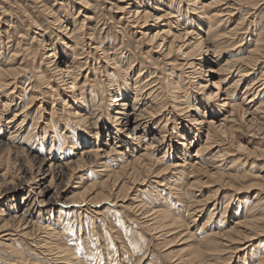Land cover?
<instances>
[{"label":"bare ground","instance_id":"1","mask_svg":"<svg viewBox=\"0 0 264 264\" xmlns=\"http://www.w3.org/2000/svg\"><path fill=\"white\" fill-rule=\"evenodd\" d=\"M132 1L121 11L131 17L136 16L139 22L142 20L133 32L139 33L143 39L144 51L136 54L129 49L128 54L132 57L124 62V57L106 47L99 52L98 58L103 63L96 70V74L103 75L101 80L91 77V58L87 49L81 47L88 34L84 32L83 23L80 26H74V23L69 28L72 22L67 20V24L59 27L61 34L55 35L47 31L49 27L43 29L38 25L39 31L31 35L30 43L21 45L17 42L14 47V42L9 45L11 31L1 25L0 19V160L7 164L19 161L20 166L16 172L17 180H8L11 178L8 165L0 174L3 178L0 181V199H4L1 202L11 204L10 198L16 200L19 191H26L23 212L4 218L3 223L0 221V238L8 241L14 232L28 239L36 234L40 248H44L57 264L60 261L62 264H80V259L58 245L57 228L67 218L60 216V224L54 228L29 219L33 209L39 214L55 209L53 203L56 198L51 194L54 183H63L67 188L76 180L68 202L83 203L90 209L101 197L92 195L95 188L107 191L106 200L115 196L122 202L129 198L130 191L136 186L144 185L151 176H155L159 180L157 185L165 186V190L171 193L167 207L163 209L153 205L149 208L140 200L137 207L133 206L143 219H147L145 223L151 233L161 238L163 247L168 246L167 249L174 246L172 243L176 244L175 240L185 239L190 248L185 249V254L178 255L177 260L182 264H227L232 259L227 255L229 246L261 235L263 218L256 217L257 214L247 209L240 219H236L238 209L233 214V226L222 229L226 217L215 221L219 225L211 223L214 215V210H211L198 231L197 222L204 207L218 201L210 192L201 198L196 191L211 184H217L221 189L223 183L231 185L232 180L239 179L238 175L225 168L228 161L233 166L242 161L235 153L247 151L255 155L261 152L264 156V149H260L262 144L249 149L235 134L243 123L255 135L262 134L264 140V69L257 75L264 55V26L253 28L254 39L247 41L246 45L240 44L242 26L249 19L245 13L237 15L235 12L238 10L236 5L255 8L260 1L147 0L146 6H142L139 0ZM11 25L9 23L7 27L12 28ZM15 33L17 38H23L17 25L12 34ZM36 42L45 49V60H38L40 48H34ZM235 50L241 52L239 57H234ZM228 51L230 56H227ZM126 63L128 66L122 67ZM234 75L237 78L230 83ZM107 90L114 124L105 123L102 128V125L98 127L94 120L91 121L95 112L90 113L89 104L98 101L100 105L104 99L103 91ZM12 109L15 111L5 119ZM71 121L81 123L88 132L83 134L80 128H72ZM60 137L72 140V145L61 146ZM29 143H34L35 147ZM76 145L80 147L76 148ZM26 148L39 154L44 148L50 155L39 157L30 154ZM76 149H80L79 156L70 158ZM57 152L68 154L69 159L63 161L66 160L64 156L60 160L54 154ZM108 161H117L118 164L112 168L106 164ZM94 163L100 164L106 178L89 183L80 174L88 164ZM23 167L28 170L26 175L20 174ZM259 168L261 173L257 174L260 177L257 185L264 192V164ZM168 174L175 175L183 184L176 183V179L163 183L169 178ZM228 208L227 204L225 213ZM4 210L0 208L1 218L5 216ZM191 227L195 230L191 231ZM8 246L12 245L9 243ZM91 250L88 252L91 257L99 261L104 258L105 253L97 255V249ZM172 252L166 255L176 258ZM106 254L108 264H118V260ZM246 260L245 256V263ZM263 261L264 256L258 259L257 264Z\"/></svg>","mask_w":264,"mask_h":264},{"label":"rangeland","instance_id":"2","mask_svg":"<svg viewBox=\"0 0 264 264\" xmlns=\"http://www.w3.org/2000/svg\"><path fill=\"white\" fill-rule=\"evenodd\" d=\"M82 1L83 4L79 2V0H0V19L2 23L1 25L6 26L9 32L11 31V35H12L10 37L11 43L9 45H12L13 42H14V47L17 46V42H20V44L22 43L23 45L25 43H30L32 37L31 35H34L35 34L34 32L39 31V29L37 28L38 25L42 26L43 29H47L49 27L47 31L53 32L55 35V34H61L60 33L61 30L59 28L61 24L64 25L70 21L69 23L72 22L71 25H69L70 28V26L73 27L74 23H75L74 26H78V25L80 26L83 23L84 32L85 33L87 32L88 34H86V37L84 39L85 45L82 44L81 47L84 46V49H87V54H89V57L91 58L90 64L93 65V66L91 65L92 66L91 77L94 80H97L95 78H100V80L104 79L103 75H100V73L96 74V70H98V68H100V65L103 63V60L98 58L100 57L99 52L104 51L106 47L111 48L112 52L119 53L120 56L124 57L123 58L124 62H126V60L128 59H131L132 57L129 55L130 54L128 51L129 49L136 54H139L140 52L144 51L145 45L143 39H141L139 33L133 32L138 28V24L140 25V22L142 20L139 22V19H137L136 16L131 17L129 16V14L125 15L124 14L125 11H121V8H125L131 5V3L133 2L132 0L130 1L129 0L126 1L125 0H82ZM256 1L258 2L260 1V2L258 4V7L256 6L255 8L246 5L243 6V4L236 5V7L238 6L237 7L238 10L237 9L235 10L236 14L239 15L241 14V12L245 13L247 18L249 19L245 22L246 24L244 23L242 26L243 29L241 32L243 35L240 44L246 45L247 41L251 42V39L252 38L254 39V35H255V32L254 31L252 32L253 28L255 29L258 27L262 28L264 26V0H256ZM139 3H141L142 6L148 5L147 0H139ZM122 17H125V19H121ZM126 18L129 19L126 20ZM72 19L73 21H71ZM9 23L10 25L11 24L13 25V26L11 25L12 28L7 27ZM36 24L37 26H35ZM16 25H17V29L21 32V34H23L22 36L23 38H17L16 33L14 35L12 34L16 29ZM250 25H251V30L249 29ZM89 33L91 35H89ZM24 35L26 37H24ZM89 37H91L93 40L89 39ZM86 44H88V46H86ZM36 47H39L37 42L34 45V48ZM96 47L98 48L96 49ZM39 48L40 49H39L38 60L41 59L45 60L44 59L45 49L43 48L41 49V47ZM93 48H95L96 50H94ZM240 53L241 52L239 50L233 51V54H235L234 56L235 58L239 57ZM228 55L230 56L229 51L227 53V56ZM84 60L85 59H83V61ZM261 60L262 62L257 71V75L261 74V72L264 69V55L261 58ZM127 66L128 64L127 65L122 64V67L124 68ZM84 73H86V71H84ZM235 76L236 75H234L233 79L231 78L230 83H232L237 78ZM225 86L227 87L228 85ZM100 88H104V87L101 86ZM109 89L111 90V88ZM107 92L109 91L108 90L106 92L103 91L104 99L100 105H99L100 102L98 101H92L91 104H89L91 108L90 113L93 114L95 112L94 118H92L91 121L94 120L93 123L96 122L95 125L97 124L98 127L102 125L101 126L102 128L105 127L104 126L105 123H109V124L113 123V118L111 117L112 113L110 110L112 102L110 98L108 99ZM14 111L15 109L10 110L9 113L5 115L6 116L5 119L11 116L12 112ZM239 123L241 124V121ZM40 124L41 123H38L39 126ZM71 124H72V128H78V129L80 128L82 130L80 132H82L83 134H85V132H88L87 131L88 128L87 129L83 128V126L79 122L71 121ZM246 127L247 126L242 123L240 128H238L237 130L239 132L236 131L235 133L237 137L240 138V141L249 149L251 148L253 149L254 147L261 144L262 145L260 146V149H264V140L262 139L263 135L262 134L255 135L254 131L250 132L248 128L246 129ZM91 129L95 130L96 128L91 127ZM39 130L40 128L37 129V132ZM240 130H245V132L244 131L241 132ZM105 137L107 138V136ZM105 137H104V141H106ZM254 137H259V139ZM60 138L61 140H63L62 142L61 140H59L61 146L67 144H69L70 146L72 145L71 143L72 140L67 141L66 139H64L65 137H60ZM66 141L68 143H66ZM235 143L237 144V142ZM30 145L31 147H35L34 143ZM78 147L80 146L78 145L76 148ZM26 150L30 154H34L39 157L50 155L49 152L46 151L44 148H42V150L40 151L42 152V154H39V152L32 151L31 148H26ZM79 151L80 149H76L75 151H73L74 155L71 154L72 157L70 158L75 159L76 157H78ZM54 154L55 155L57 154L60 160L64 156L66 160L63 158L64 159V160L62 159L63 161H67L69 159L68 154H66L68 157H66V155L64 154L62 155L61 152H57ZM235 154H236L235 156L239 157V160H242L240 161L241 163L239 162V164L242 165L241 166L242 168L238 163L237 165L233 166V163L230 161L227 162V166L225 168L227 171H231L232 173L238 175L242 179L237 178L232 180L231 185L227 183L226 184L223 183L224 185L221 187V189H219V185L211 184V185H203L200 190L201 192L196 191V194L201 198L205 197L207 193L210 192V194H212L213 196L216 195L215 197L218 201L217 203L216 202H211L210 204L208 203L204 207V209L201 208L204 210V212L201 213L203 215L200 217L201 218L200 221L202 220V222H200L199 220L197 222L198 231L200 229L199 226L201 225V223L207 220L209 216L208 214L210 213L211 210L212 211L214 210L213 212L214 215L212 217L213 220H211V223H215V221L219 222L221 218L225 219L226 217L225 219L226 222L223 223L224 227L222 226V229L223 228L229 229L231 226H233V222L235 221V217L233 214H235V212L238 209L240 211L238 216H236V219H240L242 217L243 211L245 210L246 212L248 209V211H253L255 214H257L256 217L260 216L258 218L261 217L263 218L260 224H261V229L264 230V192H261L260 187L257 185V183H259L260 181L259 180L260 177H257V174L261 173L259 172V170H261V168L259 167L264 164V160H263L264 156H262L261 152L255 155H251L247 151H240L238 154L237 153ZM260 154L261 156H259ZM121 160L122 159L118 160V162ZM1 161H3L2 164ZM115 163H117V161L114 162L108 161L106 164L110 165V167L113 168L116 165ZM0 165H1L0 174L4 173L8 165L9 168H11L9 174L11 178H8V180L11 179L12 181L17 180V176H18L17 173L20 167L19 161L18 162L15 161L12 163L9 162V164H7L6 161L0 160ZM99 165H100L99 163L88 164L84 169L85 171L83 170V172L80 174L81 177L83 178L86 177V180L89 181V183L103 181L106 177L105 175H103L104 172L102 170V167L99 168ZM20 171H21L20 174L26 175L25 171L28 170L24 169L23 167L20 169ZM242 174L245 175L246 177L243 176ZM167 176L169 178L164 179L163 183H165L166 181L171 182L172 180L176 179L177 180L175 181L176 183L183 184L181 181H179V179H177V177H174L175 175L168 174ZM0 181H3V178L0 177ZM157 181H159L158 178H156L155 176L153 177L151 176L147 180V182L144 183V185L142 183V185L136 186L135 189L131 190L129 193V198H127L128 196L126 197L128 200L123 199L125 201L122 202H121L122 199L119 200L115 196L111 197V199L108 198V200H106L107 198L106 195H108L107 191L105 193V191L102 190V188L101 189L99 187L95 188L92 191V193L94 192L92 195L95 197L101 195L102 199L101 197L99 198L101 202L97 201L99 202V204L100 203L101 204L99 205L97 202L96 204L91 202L93 205L95 204L96 206L95 205L90 206V209H88L87 206L83 205V203L78 204L77 202L76 203L73 202L72 205L70 202H68L70 199L68 197H71L73 193L72 191L75 188V185L77 184L75 183L76 180L73 181L70 184V187L67 188L64 187L65 185L63 183L55 182L54 183L55 185H53L51 192V194L54 195V197L56 198L54 199L55 203H53V207L55 209L41 214H39L40 212H38L36 209L35 210L33 209L31 211V214L29 215V219L35 222L37 221L36 224L43 226L47 225L48 227L54 228L59 226L58 219L60 216L61 218L62 217L67 218L65 223L59 226L61 230L59 227L57 228L58 231L57 234H59L58 237L59 243L58 241L57 243L63 249L68 250L70 253H72L74 256L80 259L82 262L80 264H108L106 262L107 260L105 259V257H107L106 253H109V256L111 258L113 257L116 261L118 260L117 261L118 264H126V263L129 264V261L130 264H182L180 263L179 259L177 260V257L178 255L185 254L183 253L185 249L190 248L189 243L188 242L185 243V239H182L180 241L177 239L174 241L176 242V244L172 243V245L174 246L170 245L171 246L170 249H167L168 246L163 247L164 244L162 243L163 240H161V238L159 237L157 238V236H155V234L153 235V233H151L149 228H147V225L145 223L147 219L146 218L143 219L142 217L143 215L138 213V211L136 210L137 208H133V206L135 207L136 204L138 205L139 200L140 202L143 201V203L149 208H152L156 205H158L163 209L167 207V203L170 202L171 199L170 198L171 193L170 191H168V189L165 190V186L157 185ZM56 187L59 190L56 189ZM218 189L219 192L216 191ZM95 191L100 193H95ZM25 194L26 191L23 190L19 191L17 193L16 200L10 198L11 204L9 203L8 205H4L3 202H1L2 200L4 201V199L2 200L0 199V208H2L3 210L5 209L4 210L5 216L1 218L2 215L0 213V218H1L0 221L2 220L1 223L4 222L3 221L4 218L6 219L11 215H15L16 213L23 212V205L26 203V201L23 198ZM102 194L104 197L102 196ZM259 195L261 198L258 199ZM131 198H133L134 200ZM66 199L68 200L65 201ZM15 203L16 206H14ZM189 203H191V201ZM227 204L229 205V208L228 211L225 213L224 210ZM67 205H69V207ZM52 223L54 226L52 225ZM215 224L219 225V223H215ZM194 228L195 227H191L189 229L191 231H194L195 230ZM16 233L17 232H14L15 235H12V237H10L8 241H5L0 238V264H57L58 263L57 261H54V258L51 255L46 253L44 248H40V245L38 244L39 237L37 236L38 237L37 238L36 234H34L35 236L33 235L31 240L30 238L28 239L26 237H23L20 233L17 234ZM41 234L39 235L41 236ZM254 238L256 239L252 240V238L250 239L248 238L247 240L244 241L233 242L229 246L230 248L227 249V251L230 253V254L228 253L227 255H231L232 258L230 261H228L227 264H244L245 256L247 258L245 264H257L258 259L264 256L263 253L264 231L262 232L261 235L256 236ZM87 241H89L90 243ZM189 242H193V241H189ZM5 243L6 244L8 243V245L10 243L12 246L9 248V246L6 245ZM90 248L93 249V251L98 250L97 255L99 254L103 255L105 253V255H103L104 258L101 261H99L98 259L91 257L88 253L89 251H92ZM169 251H173L172 252L173 256L176 255L174 256L176 258H173L172 256L168 255ZM245 252H247L248 254H245ZM166 253H168L167 254L168 256L166 255ZM60 262L59 264H62ZM261 264H264V261Z\"/></svg>","mask_w":264,"mask_h":264}]
</instances>
